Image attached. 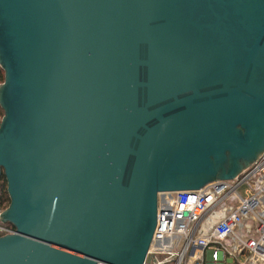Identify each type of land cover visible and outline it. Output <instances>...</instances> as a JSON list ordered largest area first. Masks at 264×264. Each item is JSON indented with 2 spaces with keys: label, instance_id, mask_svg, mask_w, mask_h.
<instances>
[{
  "label": "water",
  "instance_id": "1",
  "mask_svg": "<svg viewBox=\"0 0 264 264\" xmlns=\"http://www.w3.org/2000/svg\"><path fill=\"white\" fill-rule=\"evenodd\" d=\"M0 66V264H144L264 154V0H0Z\"/></svg>",
  "mask_w": 264,
  "mask_h": 264
},
{
  "label": "built area",
  "instance_id": "2",
  "mask_svg": "<svg viewBox=\"0 0 264 264\" xmlns=\"http://www.w3.org/2000/svg\"><path fill=\"white\" fill-rule=\"evenodd\" d=\"M15 232L0 217V236ZM144 264H264V154L237 178L161 192Z\"/></svg>",
  "mask_w": 264,
  "mask_h": 264
},
{
  "label": "trees",
  "instance_id": "3",
  "mask_svg": "<svg viewBox=\"0 0 264 264\" xmlns=\"http://www.w3.org/2000/svg\"><path fill=\"white\" fill-rule=\"evenodd\" d=\"M5 80V71L4 69L0 66V84L3 83ZM4 116V109L0 105V123L1 120ZM0 192L2 194L3 199L6 201V204L8 205L10 203V198L8 196L7 192V181L4 175H2L1 180H0ZM11 225L15 227L12 223Z\"/></svg>",
  "mask_w": 264,
  "mask_h": 264
},
{
  "label": "rangeland",
  "instance_id": "4",
  "mask_svg": "<svg viewBox=\"0 0 264 264\" xmlns=\"http://www.w3.org/2000/svg\"><path fill=\"white\" fill-rule=\"evenodd\" d=\"M8 207H9V204L7 205L6 209H8ZM6 209H5V210H6Z\"/></svg>",
  "mask_w": 264,
  "mask_h": 264
},
{
  "label": "flooded vegetation",
  "instance_id": "5",
  "mask_svg": "<svg viewBox=\"0 0 264 264\" xmlns=\"http://www.w3.org/2000/svg\"><path fill=\"white\" fill-rule=\"evenodd\" d=\"M9 196V195H8Z\"/></svg>",
  "mask_w": 264,
  "mask_h": 264
}]
</instances>
